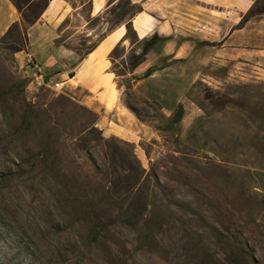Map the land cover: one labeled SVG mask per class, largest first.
Here are the masks:
<instances>
[{"label":"rangeland","instance_id":"374dc122","mask_svg":"<svg viewBox=\"0 0 264 264\" xmlns=\"http://www.w3.org/2000/svg\"><path fill=\"white\" fill-rule=\"evenodd\" d=\"M72 2L83 5L80 14L60 26L45 25L39 49L29 35L25 50L0 47V264H217L224 259V244L201 221L199 235L176 222L158 227L157 238H145L142 228L123 223L79 221L103 210L78 199V169L69 149L61 170L49 180L42 170L41 186L34 188L27 170L43 146L27 105L60 96L97 111L105 136L134 143L142 166L162 179L160 191L168 200H193L211 221L231 228L241 237L236 239L264 256V0L194 4L190 14L178 13L174 36L186 47L177 57L156 59L153 75L139 81L134 77L143 74H123L132 50L126 39L108 57L106 71L114 73L116 84H101L102 98L118 96L109 109L82 101L88 92L70 80L72 56L79 57L74 50L85 54L117 28L119 17L108 12L90 20L89 1ZM26 52L50 76L64 79L65 88L31 94ZM128 113L136 123L128 122ZM61 123L68 139L76 134L72 115ZM48 185L59 202L58 214L48 203Z\"/></svg>","mask_w":264,"mask_h":264},{"label":"trees","instance_id":"16d2710c","mask_svg":"<svg viewBox=\"0 0 264 264\" xmlns=\"http://www.w3.org/2000/svg\"><path fill=\"white\" fill-rule=\"evenodd\" d=\"M74 4L72 0H67ZM89 1L91 7L92 0ZM116 0H110L108 8L103 13L110 12L119 17V25H125V39L131 41L130 64L123 74H133L135 69L146 61L150 49L159 39L157 33L140 39L134 26L133 18L144 10L143 4L132 0H121L114 6ZM20 14L21 20L13 22L0 39V47L10 52L25 50L28 45L27 28L35 24L49 6L50 0H10ZM120 10V11H119ZM253 13V7L250 9ZM102 16L95 17L99 18ZM90 18V17H89ZM92 18H90L91 20ZM94 19V18H93ZM109 22V21H108ZM119 43L111 52L121 45ZM141 44L137 49L134 45ZM97 44L90 47L92 51ZM78 55L85 54L74 50ZM155 66L149 67L143 75L134 77L136 80L149 77L154 73ZM116 75H120L115 71ZM73 75H71L72 77ZM2 94H0L1 97ZM26 113L31 118L34 135L42 140L43 151L33 153L28 173L32 174V186L39 188V174L45 171L49 175L60 171L64 149H69L75 158L80 182L78 199L86 198L91 203V209L103 210V213L88 212L79 221L97 224L123 223L140 229L145 238H157L158 227L170 223L182 222L189 226L191 233L199 235L200 221L205 223L211 237L219 238L224 244V259L217 264H264V256L253 250L249 244L235 236L231 228H223L196 206L191 199H180L177 196L168 200L160 188L164 183L160 176L147 171L135 153V144L117 138L107 137L98 126L100 114L74 100L73 97L60 96L50 103L44 101L31 102ZM66 115H72L77 123L76 134L66 137V126L61 120ZM76 139V140H75ZM74 141L68 144L67 141ZM73 152V153H72ZM23 169V164L18 162ZM48 203L56 214L59 202L51 195L48 185ZM167 201V202H165ZM162 206H166L163 208ZM97 234L96 236H98ZM235 238V239H234ZM211 258V254H207ZM210 262H213L210 259ZM214 263V262H213Z\"/></svg>","mask_w":264,"mask_h":264},{"label":"crops","instance_id":"0c3cea01","mask_svg":"<svg viewBox=\"0 0 264 264\" xmlns=\"http://www.w3.org/2000/svg\"><path fill=\"white\" fill-rule=\"evenodd\" d=\"M110 0H92L89 10V17L95 18L106 11ZM143 4L144 10L133 18V26L140 39L150 37L157 33L158 41L150 49L146 61L140 64L133 74H144L156 59L168 58L173 54L177 57L178 53L186 47L185 44H177L175 38L174 19L179 14H190L194 4L196 7L209 3H220L225 0H132ZM200 4V5H199ZM83 5H74L67 0H50L49 6L40 19L28 27V35L33 48L39 49L43 38L40 33L44 26L53 22L62 25L69 16L80 14ZM202 7V6H201ZM21 17L15 6L10 0H0V34H4L10 25L15 21H20ZM127 32L125 25H119L117 28L106 33L97 43L96 47L83 56H72L75 62L73 76L70 80H75L76 86L81 87L88 93L82 98V101L88 105L100 108H114L118 103V96L114 99L102 98L100 93L103 80L116 84L114 73L107 72L108 57L114 47L126 42L125 34ZM46 41V40H45ZM50 41V40H49ZM47 42V41H46ZM51 44V43H50ZM58 51V50H56ZM172 57V58H173ZM171 59V58H170ZM48 61L45 60L46 64ZM153 75V74H152ZM151 75V76H152ZM123 113H126L122 110ZM128 122L132 125L136 123L133 116L126 114Z\"/></svg>","mask_w":264,"mask_h":264},{"label":"built area","instance_id":"2783aa9c","mask_svg":"<svg viewBox=\"0 0 264 264\" xmlns=\"http://www.w3.org/2000/svg\"><path fill=\"white\" fill-rule=\"evenodd\" d=\"M25 57L26 65L33 71L31 74V82L28 86L31 94L41 89L59 92L65 88L66 81L64 79H56L50 76L42 65L34 64V56L30 53L26 52Z\"/></svg>","mask_w":264,"mask_h":264}]
</instances>
